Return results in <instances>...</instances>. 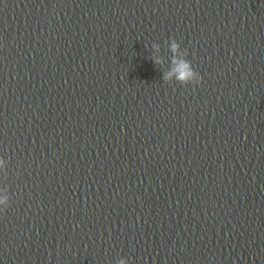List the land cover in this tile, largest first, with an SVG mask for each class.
<instances>
[{
    "label": "water",
    "instance_id": "water-1",
    "mask_svg": "<svg viewBox=\"0 0 264 264\" xmlns=\"http://www.w3.org/2000/svg\"><path fill=\"white\" fill-rule=\"evenodd\" d=\"M0 156V264H264V0H0Z\"/></svg>",
    "mask_w": 264,
    "mask_h": 264
},
{
    "label": "clouds",
    "instance_id": "clouds-1",
    "mask_svg": "<svg viewBox=\"0 0 264 264\" xmlns=\"http://www.w3.org/2000/svg\"><path fill=\"white\" fill-rule=\"evenodd\" d=\"M158 50V49H157ZM170 51L173 53V62L171 70L166 73V81H175L181 85H196L200 83L201 77L194 70L190 61L185 58V54L181 51L179 43L175 40L170 45ZM157 64L162 61L157 58L155 61ZM7 167V161L0 156V170H4ZM11 198L6 188L0 187V211L6 210L10 206ZM119 264H128L126 259H121Z\"/></svg>",
    "mask_w": 264,
    "mask_h": 264
}]
</instances>
